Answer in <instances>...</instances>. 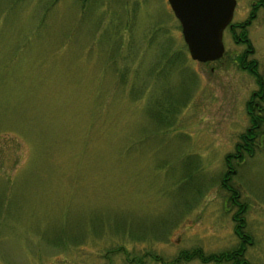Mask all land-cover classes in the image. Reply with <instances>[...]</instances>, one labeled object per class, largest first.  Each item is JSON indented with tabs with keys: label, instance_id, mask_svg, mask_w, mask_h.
<instances>
[{
	"label": "rangeland",
	"instance_id": "374dc122",
	"mask_svg": "<svg viewBox=\"0 0 264 264\" xmlns=\"http://www.w3.org/2000/svg\"><path fill=\"white\" fill-rule=\"evenodd\" d=\"M179 25L168 0H0V264H228L178 255L240 242L223 173L264 88V9L244 27L247 70L231 29L202 62ZM259 128L231 159L251 264H264Z\"/></svg>",
	"mask_w": 264,
	"mask_h": 264
},
{
	"label": "water",
	"instance_id": "95a60500",
	"mask_svg": "<svg viewBox=\"0 0 264 264\" xmlns=\"http://www.w3.org/2000/svg\"><path fill=\"white\" fill-rule=\"evenodd\" d=\"M181 24L191 58L209 61L224 51L223 29L230 22L235 0H168Z\"/></svg>",
	"mask_w": 264,
	"mask_h": 264
},
{
	"label": "trees",
	"instance_id": "16d2710c",
	"mask_svg": "<svg viewBox=\"0 0 264 264\" xmlns=\"http://www.w3.org/2000/svg\"><path fill=\"white\" fill-rule=\"evenodd\" d=\"M245 25H248L247 20L236 23V26L240 27L237 37L243 36L244 38L243 40L246 43V49H244L243 54H245V52L248 53L250 51V49H248V47H250V44L248 42V39L246 38V29H244ZM238 60L240 63H242L246 59L240 58ZM252 62L254 66L253 65L248 66L249 70L251 72L254 71L256 74V78L258 80H261L260 76L257 74L254 68L256 67L255 64L256 59H252ZM254 95L255 94L253 93L252 97L248 100L247 109L248 107L255 108ZM255 110H256V115H254V117L253 115L252 116L250 115V120L252 124L250 125L249 128L246 129V132L240 134V140L236 142L235 152H230L225 155V163L227 169H226V173H223L224 174L223 183L226 187V190L228 191L231 205L234 207V211L232 212L231 215L235 223L234 231L237 234V236L240 237L239 244L232 250H226L219 253H211V254H207L206 256L203 255L204 253L203 254L200 253V249H192L186 251L184 250V251H180L178 258L190 259L198 256L204 258L202 259L204 261L212 260L215 262H224L228 264H251L244 254L246 245L250 243L252 240L250 233L244 230V226H245L244 212L246 210V203L240 200V194L239 191L237 190V187H235L232 183H230V181L232 179V174L235 173V166L231 162V159L235 158L239 161V159L243 158L245 154L251 155L253 150L255 149V143H256L255 139L262 134V131L259 127L264 119V116L262 118V115H260L261 118L260 117L258 118L257 116L260 113L257 108H255ZM226 180L229 183H227Z\"/></svg>",
	"mask_w": 264,
	"mask_h": 264
},
{
	"label": "flooded vegetation",
	"instance_id": "af4514ba",
	"mask_svg": "<svg viewBox=\"0 0 264 264\" xmlns=\"http://www.w3.org/2000/svg\"><path fill=\"white\" fill-rule=\"evenodd\" d=\"M239 3V0H235V6H234V10H233V13L235 11V8L237 7L236 5ZM258 7H263L264 9V0H254L251 2L250 4V7L247 11V17L246 19H243V20H240V21H230V23L226 26V28H229L231 29V33H232V36L234 37L236 34H238V30L237 28L239 29L240 27L239 26H236V23L238 22H241V21H244V20H247L248 21V25H250L252 19L254 18V15L256 14V8ZM234 17V14L232 15V19ZM180 24V23H179ZM247 25V26H248ZM180 26V25H179ZM237 27V28H236ZM237 36V35H236ZM240 38H243V36H240V37H236L235 41L236 42H239L238 39ZM224 50H225V46H224ZM224 53V52H223ZM237 56H239L240 54H242L241 52H236ZM244 59L248 60L249 59V56L248 54L245 52V54L242 55ZM246 60L243 62V64L241 63V66L244 70H247L245 67L248 65V61L246 62ZM250 71V70H249ZM263 87L260 86V89L254 93H256L255 95V99H254V105H255V108L258 109L259 112H261V109L263 108V106H261L262 104H260V102L263 100L264 98V88L262 89ZM261 106V108L259 107ZM255 108H252L251 107V110L252 111H256ZM263 110V109H262ZM257 111V113H258ZM250 127V126H249ZM248 127V128H249Z\"/></svg>",
	"mask_w": 264,
	"mask_h": 264
}]
</instances>
